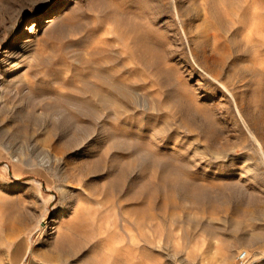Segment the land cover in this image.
<instances>
[{"label": "rangeland", "instance_id": "rangeland-1", "mask_svg": "<svg viewBox=\"0 0 264 264\" xmlns=\"http://www.w3.org/2000/svg\"><path fill=\"white\" fill-rule=\"evenodd\" d=\"M257 18L264 0H0V264H264Z\"/></svg>", "mask_w": 264, "mask_h": 264}, {"label": "bare ground", "instance_id": "bare-ground-1", "mask_svg": "<svg viewBox=\"0 0 264 264\" xmlns=\"http://www.w3.org/2000/svg\"><path fill=\"white\" fill-rule=\"evenodd\" d=\"M256 11H257V9H256ZM255 10H254V13H253V15L254 14H256V16L258 15L257 13H255L256 12ZM252 14V13H251ZM249 16H251L250 14H249ZM258 17V16H257ZM54 16H48V17H45V18H43L42 20H41V24H45V25H49L50 23H52L53 22V20H54ZM239 18H240V16H239ZM259 18H261V17H259ZM259 18H257V20L259 21V22H261V23H263L264 22V20L263 19H259ZM242 19V18H241ZM254 20H255V18H253ZM262 20H263V22H262ZM256 21V20H255ZM257 22V21H256ZM258 23V22H257ZM263 157V156H262ZM41 228L44 230V231H49L50 229H52V228H54V221L53 220H51L49 223H47V224H44L43 226H41ZM133 246V248H137V245H132ZM136 251H137V249H135Z\"/></svg>", "mask_w": 264, "mask_h": 264}, {"label": "built area", "instance_id": "built-area-1", "mask_svg": "<svg viewBox=\"0 0 264 264\" xmlns=\"http://www.w3.org/2000/svg\"><path fill=\"white\" fill-rule=\"evenodd\" d=\"M245 258V252L242 251L237 255V259H239L240 261H242Z\"/></svg>", "mask_w": 264, "mask_h": 264}]
</instances>
